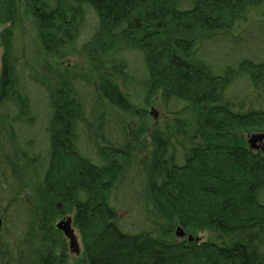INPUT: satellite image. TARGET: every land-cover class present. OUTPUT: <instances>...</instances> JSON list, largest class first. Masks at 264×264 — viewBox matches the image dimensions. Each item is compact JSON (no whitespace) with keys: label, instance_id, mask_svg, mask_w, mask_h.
I'll return each mask as SVG.
<instances>
[{"label":"trees","instance_id":"16d2710c","mask_svg":"<svg viewBox=\"0 0 264 264\" xmlns=\"http://www.w3.org/2000/svg\"><path fill=\"white\" fill-rule=\"evenodd\" d=\"M27 17L45 54L87 56L94 79L38 73ZM0 25V111L39 187L29 204L0 154V264H71L62 215L86 264H264V157L244 137L264 128L246 105L264 95V0H0ZM128 83L165 120L113 117L147 116Z\"/></svg>","mask_w":264,"mask_h":264},{"label":"rangeland","instance_id":"374dc122","mask_svg":"<svg viewBox=\"0 0 264 264\" xmlns=\"http://www.w3.org/2000/svg\"><path fill=\"white\" fill-rule=\"evenodd\" d=\"M24 25L26 26V32L24 34V41L26 45V53H27V59L31 62V64L34 66V68L37 70L38 73L43 75H51L53 72L57 69H73L75 71L80 72L87 78H92L96 76V73L93 71L92 64L90 63V60L87 56L83 54H71L69 56H65L63 58L61 57H54L51 55L45 54L39 44L38 40V33L36 24L33 19L30 17H27L24 19ZM89 25V23H88ZM3 29V26L0 25V33ZM2 55H3V45L1 44L0 40V72L2 67ZM125 87L126 92L131 93V98L135 103V106L141 109L146 110L147 116L141 120L139 118H134L133 116L127 115L125 113H121L118 110H116L114 107L107 106V111L115 118L122 120L123 122L126 120V123H129L130 121L136 120L137 122L140 121L141 123H144L147 126H154L158 123H161L163 120H165L166 113L164 110V107L160 100L155 99L150 106H145L144 104V91L143 89L138 86L135 83H128L123 85ZM247 108L253 107L254 109H260L261 107L264 108V95L258 96L256 98H253L251 101H247ZM264 133V128L262 131H252L247 132L244 134V137L246 139L247 145L249 146L251 143L249 140L252 137L253 134L256 133ZM256 145H263L264 140L261 142L260 140L255 142ZM260 151V150H259ZM263 156L264 153L260 151ZM0 154L3 158V160L8 165L9 169L11 170L12 175L14 176V179H16L17 183L19 184V187L22 190V195L24 199L29 202V204H34L38 197L39 193V187L36 182L37 177V171L36 168L33 165L28 164L23 157L20 154V143L16 141V139L12 138L10 129L8 126L7 121L5 120L2 112L0 111ZM38 212L41 214L43 213L42 209H39ZM51 217V216H50ZM71 218L70 215H62L61 217L53 218L51 217L49 219V225L50 230L57 228V224L64 219ZM72 220V218H71ZM74 233L77 238L79 251L72 250L71 242L68 237L64 234L62 230L61 233L64 235L65 239L64 242L66 243V247L69 252V262L71 264H86L83 256V248H82V241L80 234L78 233L77 229L71 224ZM181 227V226H180ZM179 227L175 226L172 230L175 235V237L179 240L182 239H190V236H192V239L199 240H209L216 243H222L220 239H218V236L208 230H204L198 233V235L195 237L193 234L187 233V231L181 227L184 232L185 236H178L177 229ZM58 229V228H57ZM43 238L46 236L43 235ZM50 240L53 239V235L50 234L49 236Z\"/></svg>","mask_w":264,"mask_h":264},{"label":"water","instance_id":"95a60500","mask_svg":"<svg viewBox=\"0 0 264 264\" xmlns=\"http://www.w3.org/2000/svg\"><path fill=\"white\" fill-rule=\"evenodd\" d=\"M262 138H264V134H253L251 139H250V142L254 143L258 140H261ZM71 224H72L71 218H67V219L61 220L57 224V228L59 230H62L64 232V234L66 235V237H68L70 239L72 250L79 251L77 238H76V235L74 233V230H73ZM1 229H2V219L0 218V232H1ZM176 234L178 236H185V232L181 227H179L177 229Z\"/></svg>","mask_w":264,"mask_h":264},{"label":"flooded vegetation","instance_id":"af4514ba","mask_svg":"<svg viewBox=\"0 0 264 264\" xmlns=\"http://www.w3.org/2000/svg\"><path fill=\"white\" fill-rule=\"evenodd\" d=\"M256 134H264V133H256ZM264 140V138H262L260 141L262 142ZM250 145L248 146L249 149L255 151V152H259L262 151L264 153V144L263 145H256L255 142L254 143H249ZM260 150V151H259ZM261 155L263 156V154L261 153ZM264 157V156H263Z\"/></svg>","mask_w":264,"mask_h":264},{"label":"bare ground","instance_id":"6f19581e","mask_svg":"<svg viewBox=\"0 0 264 264\" xmlns=\"http://www.w3.org/2000/svg\"><path fill=\"white\" fill-rule=\"evenodd\" d=\"M251 139V138H250ZM250 141V140H249ZM190 239H192V236H190Z\"/></svg>","mask_w":264,"mask_h":264}]
</instances>
